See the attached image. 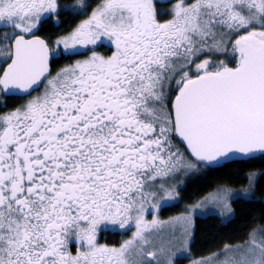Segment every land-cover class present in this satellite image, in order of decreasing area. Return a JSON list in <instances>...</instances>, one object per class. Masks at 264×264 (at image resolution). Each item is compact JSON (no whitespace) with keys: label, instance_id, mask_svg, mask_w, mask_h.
I'll list each match as a JSON object with an SVG mask.
<instances>
[{"label":"snow or ice","instance_id":"obj_1","mask_svg":"<svg viewBox=\"0 0 264 264\" xmlns=\"http://www.w3.org/2000/svg\"><path fill=\"white\" fill-rule=\"evenodd\" d=\"M257 161L264 0H0V264H264V224L191 253L264 169L161 215L184 177Z\"/></svg>","mask_w":264,"mask_h":264},{"label":"trees","instance_id":"obj_2","mask_svg":"<svg viewBox=\"0 0 264 264\" xmlns=\"http://www.w3.org/2000/svg\"><path fill=\"white\" fill-rule=\"evenodd\" d=\"M67 3H74V0H66ZM61 19L71 20L70 16ZM63 27H67L65 24ZM57 29L54 25L46 26L42 35L55 33ZM67 61L61 60L63 64ZM264 169V164L259 161L247 165L231 166L232 175L226 171L205 172L194 179H190L185 183L181 196L184 197L178 206L167 208L162 211V216H172L180 213L185 204L193 203L195 198H198L206 191L212 190V187L218 183H229L230 186L240 188L247 184L244 178L248 172L260 171ZM256 197L258 201L264 200V178L258 179L256 184ZM245 203L243 201L235 203L233 209L235 218L230 222L224 221L217 216L208 215L204 218H197L194 226V239L191 244L192 257H200L207 255L211 251H216L222 243H240L242 242L248 231L259 224H264V204ZM118 235L112 239H119Z\"/></svg>","mask_w":264,"mask_h":264},{"label":"rangeland","instance_id":"obj_3","mask_svg":"<svg viewBox=\"0 0 264 264\" xmlns=\"http://www.w3.org/2000/svg\"><path fill=\"white\" fill-rule=\"evenodd\" d=\"M200 174H202V173H200ZM200 174H190V176H188V177H184L183 178V183L185 184L188 180H190V179H194L195 177H197L198 175H200ZM248 186V183L245 185V186H243V187H240V188H244V187H247ZM234 188H236V187H234ZM183 189V188H182ZM181 189V192H180V194L183 192V190ZM177 214H179V213H177ZM177 214H175V215H177ZM162 215V214H161ZM175 215H172V216H175ZM163 218H167V216H162ZM169 217V216H168ZM224 221H226V220H224ZM181 264H191V259H183L182 261H181Z\"/></svg>","mask_w":264,"mask_h":264}]
</instances>
